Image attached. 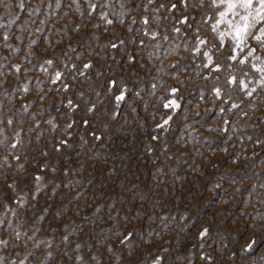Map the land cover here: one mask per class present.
<instances>
[{"label": "rangeland", "instance_id": "rangeland-1", "mask_svg": "<svg viewBox=\"0 0 264 264\" xmlns=\"http://www.w3.org/2000/svg\"><path fill=\"white\" fill-rule=\"evenodd\" d=\"M8 2L10 0H0V23L9 20L10 12L18 11V15L11 19L23 27L12 31H19L24 39L17 41L13 36L8 41L20 46L19 53L0 48V55L6 54L15 62L24 55L28 40L36 38L39 44L33 47L38 55L45 59L54 58L57 66L64 60L75 62L79 55L82 60L94 59L97 67L89 73L92 78L88 85L78 77L75 82L65 80L74 83L73 88L61 90L57 85L50 90L47 77L55 68L49 67L47 73L42 72L36 58H33L24 65L29 68L37 66L28 74L32 77L30 91L23 98L18 90L13 92L8 85L14 83L18 88L26 77L22 76L21 82H14V76L9 75L8 81L0 84V113L4 118L14 117V125L6 130L9 138L6 143L14 138L12 134L17 130L23 140L12 150H8L6 144H0V157L18 155L20 164L24 166L23 171L16 169L15 160L11 161L12 167L0 165V203L15 196L6 187L3 177L10 181L14 174L19 176V189L28 190L32 186L31 174L38 169V164L46 162L48 165V168L40 169L45 176V186L35 201L30 200L35 207L26 212L21 209L24 222L0 208V219L13 220L21 232L17 240L12 226L0 225V239L7 240L5 245H0V256L6 258L7 264H18L25 255L29 257L27 264H41V261L43 264H121L116 257L135 260L137 256H130V253L136 249H139L137 255L143 253L141 264H146L153 255L162 256L163 264H188L189 261L191 264H205L199 256L201 244L205 252L215 257L212 264H261L264 243L248 253H239L238 247L251 232V229L247 232L244 229L253 222V216L264 213V205L260 203L264 198V188L261 187L264 184V93L246 97L233 92L231 95L240 105L239 109L228 111L230 105H227L225 113L219 112V108L225 105L210 94L212 82L205 83L197 75L199 63L191 60V55L195 54L185 51L183 41L176 39L178 34L171 31L182 12L190 14L195 0H189L188 10L183 9L179 0H172L178 4L177 9L169 12L160 8L153 12L152 8L168 2L154 0L147 12L143 7H137L135 11L126 13L123 24L115 20L111 26L100 23L98 28L91 27L98 17L88 15V0H75L80 5L79 11L73 0H62L60 9L55 8V0H50L53 7L46 9L42 6L38 13L5 8L4 4ZM11 2L14 4L15 0ZM26 2L29 6L41 4V0ZM123 2L132 8L147 0ZM48 3L49 0H43V5ZM205 4L204 9L196 10L197 24L201 34L214 43L210 31L212 21H201V12L210 11L207 7L210 0H205ZM142 15L149 16V30L166 32L170 42L144 33L139 19ZM45 16L49 17L48 22L40 25L45 32L36 33L32 21L39 25ZM158 17L167 19L158 21ZM132 19L136 20L135 24L131 23ZM73 21L80 23L79 30ZM176 26L182 28L179 36L183 37L186 25ZM50 27L53 32L47 31ZM29 31L33 33L32 37L28 36ZM188 34L191 35L190 32ZM45 35L50 36L55 44V47L49 46L47 52L42 51ZM134 37L143 39L144 44L141 45ZM118 40H124L125 44L122 47L118 45L113 53L109 42L117 43ZM172 48L176 50L173 52ZM106 52L116 63L104 58ZM128 52L136 53L137 62L142 67H137V62H129L131 67L123 65ZM117 64L123 66L122 72L117 70ZM77 67L81 64L77 63ZM157 68L162 71H155ZM97 70L103 73L102 77L94 75ZM67 71L70 75L75 74L71 68ZM113 74L128 84L127 100L119 108H114L110 101L101 104V108L116 111V118H109L107 113H86L85 102L95 100L97 91L103 95L100 85L104 83V77ZM36 80L44 81L40 87L47 94L44 101H37V106L44 107L43 115L37 119L47 121L52 117L58 128L53 129L46 123L30 128L31 113L37 111V107L30 108L27 113L19 111L21 104L37 94ZM171 87L179 88V93L167 91ZM5 90L7 96L4 95ZM78 92H84V97H78ZM9 96L14 97L15 103L8 99ZM160 97H174L180 107L175 110L164 108ZM66 98L78 103L79 110L74 109L70 113L66 104L61 103ZM239 111L246 112L247 116H240ZM69 117L77 121L71 137L62 131ZM168 117L172 119L163 124ZM221 117L228 119L229 123L225 125ZM81 118L92 121L91 127L81 125ZM93 128L103 134L104 140L93 141ZM37 137L40 138L38 143ZM57 137L69 142L60 152L53 146ZM257 140L262 143L257 144ZM45 150L48 152L46 157L40 154ZM93 160L104 166L89 167ZM77 165H83V168ZM53 167L55 172L51 171ZM65 167L74 171L65 173ZM54 184L60 185L55 193L52 191ZM110 184L114 187L109 188ZM45 207L48 208L47 218L37 221L36 227L40 230L33 238L38 241L34 246L33 240H27V236L32 235L35 230L32 221ZM185 212L188 215L182 219ZM110 214L112 219L108 220ZM205 222L210 226V234L200 238L196 232ZM65 223L68 224L67 229ZM120 229L134 232V236L125 242L129 247L116 242L113 234ZM65 234L69 235L66 243L60 239ZM49 237L53 242L46 246ZM97 241L112 243L113 251L108 252L104 244ZM77 243L81 245L79 249L76 248ZM49 250L53 252L51 257L46 255ZM233 251L237 252L234 259L230 258ZM77 255L82 260H77ZM93 255L95 260L91 259Z\"/></svg>", "mask_w": 264, "mask_h": 264}, {"label": "snow or ice", "instance_id": "snow-or-ice-1", "mask_svg": "<svg viewBox=\"0 0 264 264\" xmlns=\"http://www.w3.org/2000/svg\"><path fill=\"white\" fill-rule=\"evenodd\" d=\"M153 2L154 0H147V2L142 5H134L132 8H128L125 6L123 0H100V2L88 0V15L92 16L95 14L98 17L97 22L92 24L91 27L98 28L100 23L111 26L115 20H119V22L123 24V18L126 13L135 11L137 7H143L145 12H147V10L153 5ZM73 3H75V0H73ZM179 4L182 5L183 9H189V0H179ZM42 6L46 9H51L53 7L50 0L47 5H43V0H41L40 5L33 6H29V3L26 2V0H15L14 4L10 0V2L4 4L5 8L26 10L28 13H38L41 11ZM75 6L77 11H79L80 5L75 3ZM62 7V0H55V8L60 9ZM177 7V3H173L172 0H168L167 4L160 3L158 8H152V11L157 12L160 8H166L169 12H171L172 10L177 9ZM205 7V0H195L194 4L192 5L193 10L190 12V14H184L182 12L179 19L175 20L171 31L178 34L176 39L183 41V47L185 51L189 52L190 54H195L191 55V60L198 61L199 63L197 75L201 76L202 81L205 83L208 81L212 82L210 86V94H212L214 100L217 102H222L223 105H225L219 108V112L223 114L226 111L227 105H230V108L227 109L228 111H232L233 109L238 110L240 107L231 93L237 92L240 95L246 97H254L255 95L264 93V0H210V4L207 5L210 11L209 13L201 12V21H212L210 31L215 39L214 43L209 41L208 36L201 34V28L197 24L196 10L204 9ZM212 12H214V15H211ZM16 15H18V11L10 12L9 20L0 23V29H2V31H0V48L13 53H19L21 48L19 45L14 46L13 44L8 43V41L13 36L17 41L24 39V36L19 31H16L15 33L12 31L13 29H20L23 27L22 24H17L11 19L12 16ZM64 15L66 16V13ZM81 15H83V13H81ZM139 19L143 25V32L148 36L153 38L160 36L163 41H169V35L166 32L162 33L157 30H149L148 25L150 20L148 15H142ZM160 19L166 20L167 17L157 18L158 21ZM48 20L49 17L45 16L43 19H40L39 25H36L35 20H33L32 24L35 27V32H45V28L41 27L40 25H45ZM73 23H75V28L77 30L81 28L80 23L75 21H73ZM131 23L135 24L136 20L132 19ZM177 24L186 25V30L184 31L183 37L179 36L182 28L177 27ZM53 30L54 29L51 27L47 29L48 32H53ZM59 31L63 32L64 29H60ZM129 31H131V29H129ZM189 32L191 33L190 36L188 34ZM28 36L32 37L33 33L29 31ZM133 39L139 38L134 37ZM43 40L45 46L42 51L47 52L49 46L55 47V44L50 36L45 35ZM139 43L143 45L144 40L139 39ZM38 44L39 41L36 38H30L27 45L24 46V55L19 57V59L15 62H13L12 57H9L6 54L0 55V84L6 83L8 81L9 75L14 76V82H21L22 76L26 77L22 83H19L18 88L14 86V83H10L8 85V87L11 88L13 92L18 90L20 92V96L23 98L24 95L30 91L29 81L32 79V77L28 74L38 65L40 70L45 73L49 71V67L55 68V70L47 77L50 90L57 85H59L61 90L73 88L75 87V84L65 82V80L70 79L71 81L75 82L78 77L83 78V83L88 85V82L92 78L89 73L92 69L97 67L96 61L94 59L87 58L82 60L81 56L78 55L75 62L71 60H64L59 64V66H57L56 60L54 58L45 59L38 55L33 47L34 45L38 46ZM124 44V40H118L117 43L109 42L108 46L114 53L118 49V45L122 47ZM69 47L71 46L69 45ZM175 50V48L171 49L173 52ZM166 51H169V49H166ZM53 56H55V53H53ZM33 58H36L37 65H32L31 68L25 67V63L30 62ZM104 58L111 60L112 63H116L112 57H109L107 52L105 53ZM129 62H137V55L135 52H128L125 54L123 65L131 67ZM77 63H80L81 67H77ZM137 67H142V65L137 62ZM68 68L73 69L75 74L70 75L67 71ZM117 70L122 72L124 68L121 64H117ZM155 71L159 72L162 71V69L157 68ZM94 75L96 77H102L103 73L97 70L95 71ZM43 83L44 81L36 80L37 94L32 98V100H26L23 104H21L19 111L20 113H27L30 108L37 107V111H33L31 113L32 125H30V128L34 126H40L42 123H46L51 124L52 128L55 129L59 126L53 122L52 117H49L47 121L37 119V116H42L44 112V107L42 105L37 106V101H44L47 96L46 93H43V89L40 87ZM152 87L155 89V85ZM100 88L103 92V95H101L100 91L95 92L96 99H89L85 102V112L93 115H102L107 113L109 118L114 120L117 116V112L109 111L106 108H101V104L110 101L114 108H119L122 103L127 100L128 84L124 82L122 78L113 74L108 77H104V83L100 85ZM167 91L176 94L179 93L180 90L177 87H171ZM4 95H8L7 90H5ZM84 95V92L77 93V96L80 98H83ZM136 95H139V93H136ZM262 98H264V96H262ZM8 99L13 100L15 103L14 97L9 96ZM201 99H203V96ZM159 100L164 108L175 110L180 107L179 101L174 97L171 99L160 97ZM61 103L66 104L70 113L72 110H79L80 108V105L75 103L73 99L70 98H66L64 101H61ZM252 106L254 107V105ZM133 111H135V109H133ZM239 115L247 116V113L239 111ZM170 119H172V117H168L167 120H164L163 124L166 125ZM221 119L225 125L229 123L228 119H224L223 117H221ZM79 123L85 127H91L92 121L87 118H81ZM232 123L235 124V121H232ZM74 124H77V121L69 117L68 122L65 124V128L62 130L65 136H73ZM0 125H2L0 126V144H6V148L8 150H12L15 149L18 144L23 143L19 130L14 131L12 134L14 138H12L10 142L6 143L9 141V138L6 135V130L10 129L14 125L13 116L4 118L3 114L0 113ZM157 127H160V125H157ZM104 128L107 129L108 125L105 124ZM225 133H227V129H225ZM91 136L94 142L104 140L103 134L94 128L92 129ZM36 139L38 143L40 138L37 137ZM81 139L83 140V137H81ZM154 139H156V137H154ZM249 139H251V137H249ZM256 143L260 144L262 141L257 140ZM68 144V140L61 137H57L56 140L53 141V146L57 152H60L62 148L64 146H68ZM165 147L167 148L168 146L165 145ZM148 150L151 151L152 149L149 148ZM40 154L46 157L48 152L45 150ZM12 160L16 161V169L23 171L24 166L19 162L20 157L15 154H13L11 157L8 155L0 157V165L12 167ZM97 164H99L100 167L104 166L100 163V161L93 160L89 167ZM77 167L82 169L83 165H77ZM46 168H48L46 162L38 164V169L31 174L32 186L28 190L19 189V176L14 174L10 181L6 176L3 177L6 187L15 194L14 199L0 203V208L3 209V212H10L12 216L17 217L19 221H25V218L21 213V209L26 212L28 209H33L35 207L33 203H30V200L35 201L38 197V194L45 186V176L42 174L40 169ZM51 171L55 172L56 168L53 167ZM63 171L65 173H69L74 171V169L65 167ZM59 186L60 185L58 184H54L52 191L55 193ZM108 187L112 188L114 185L110 184ZM215 187H219V185H215ZM261 187L264 188V184H262ZM61 195H63V193H61ZM77 195H79V193H77ZM251 195L252 194L249 193L250 197ZM259 195L260 194L258 193L257 196ZM260 203L261 205H264V198L260 199ZM109 207L111 208V206ZM99 210V207H97V211ZM47 212L48 208L45 207L41 214L32 221V225L35 230L32 232L31 236H27V240H33L34 246L36 243H38V241H35L33 238L40 230L38 227H36L37 221H44L47 218ZM77 212H79V208H77ZM186 215H188L187 212L183 213L181 218L183 219V217ZM107 219L111 220L112 215H108ZM261 221H264V213H257L253 216V222L244 229L246 232L248 229H251V232L245 238V242L239 245V253L255 251V248L258 244L264 243V223H261ZM5 224L13 227V235L17 238V240H19L21 232L17 230L18 224H14L13 220L11 219H0V225ZM64 227L67 229L68 224L65 223ZM167 227L168 225H165V228ZM209 234L210 226L206 222L201 224L198 231L196 232V235L200 238H206L209 236ZM113 235L117 243L123 245L124 247H129V245L125 242L129 241L130 238L134 236V232L127 229H120ZM121 236L122 239H120ZM60 239L66 243L69 240V235H62ZM52 242L53 238L49 237L46 246L50 245ZM97 242L104 244L108 252L113 251L114 245L112 243L107 241ZM6 243V239H0V245H5ZM80 246L81 245L79 243L76 244L77 249H79ZM200 247V258L205 261V264H212V261L215 259V257L209 255L203 250V244H201ZM261 251V264H264V249ZM138 252L139 249H136L130 253V256H137L135 260L125 259L122 257H116V259L120 260L121 264H141L140 256H142L143 253L140 252L139 255H137ZM46 255L51 257L53 252L49 250L47 251ZM236 255L237 252L233 251L230 253V258L234 259ZM28 259L29 257L25 255L23 259L18 260V264H27ZM76 259L82 260V257L77 255ZM91 259L95 260V255H93ZM0 264H7L6 258L4 256H0ZM41 264H43L42 261ZM146 264H163V257L153 255L146 262ZM188 264H191V261H189Z\"/></svg>", "mask_w": 264, "mask_h": 264}]
</instances>
